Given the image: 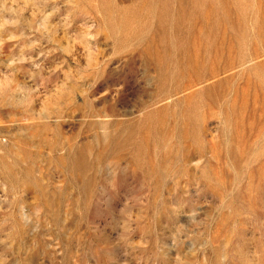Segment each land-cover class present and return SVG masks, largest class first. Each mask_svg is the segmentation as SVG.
Returning a JSON list of instances; mask_svg holds the SVG:
<instances>
[{"label": "rangeland", "instance_id": "1", "mask_svg": "<svg viewBox=\"0 0 264 264\" xmlns=\"http://www.w3.org/2000/svg\"><path fill=\"white\" fill-rule=\"evenodd\" d=\"M0 264H264V0H0Z\"/></svg>", "mask_w": 264, "mask_h": 264}]
</instances>
